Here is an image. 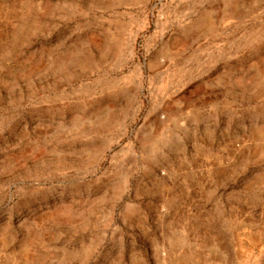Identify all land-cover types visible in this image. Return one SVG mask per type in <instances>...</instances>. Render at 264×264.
Masks as SVG:
<instances>
[{
  "label": "rangeland",
  "instance_id": "rangeland-1",
  "mask_svg": "<svg viewBox=\"0 0 264 264\" xmlns=\"http://www.w3.org/2000/svg\"><path fill=\"white\" fill-rule=\"evenodd\" d=\"M263 62L264 0H0V264H264Z\"/></svg>",
  "mask_w": 264,
  "mask_h": 264
},
{
  "label": "bare ground",
  "instance_id": "bare-ground-1",
  "mask_svg": "<svg viewBox=\"0 0 264 264\" xmlns=\"http://www.w3.org/2000/svg\"><path fill=\"white\" fill-rule=\"evenodd\" d=\"M114 2V1H113ZM250 3V2H249ZM122 6V5H121ZM182 31V30H181ZM207 35V34H206ZM200 41V40H199ZM238 45V44H237ZM236 49V48H235ZM264 63V62H263ZM106 71V70H105ZM172 74V73H171ZM111 91V90H110ZM137 92V91H136ZM114 93V92H113ZM123 105V104H122Z\"/></svg>",
  "mask_w": 264,
  "mask_h": 264
}]
</instances>
